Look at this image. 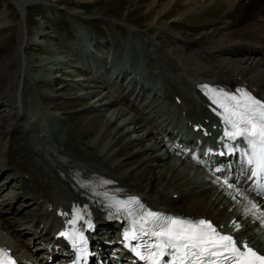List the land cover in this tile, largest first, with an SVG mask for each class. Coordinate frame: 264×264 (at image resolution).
Here are the masks:
<instances>
[{"label":"bare ground","instance_id":"6f19581e","mask_svg":"<svg viewBox=\"0 0 264 264\" xmlns=\"http://www.w3.org/2000/svg\"><path fill=\"white\" fill-rule=\"evenodd\" d=\"M15 1L19 5L18 12L19 17H21L18 23L16 22V33L0 37V50L2 49L0 51V133L11 137L8 151L3 152L5 160H0V169L10 168V170H14L11 180L4 187H0V194L3 192L2 203H8L2 218L7 221H11L10 219L13 218L20 222L30 223L32 216L29 217L27 211L20 214H17L16 210L12 211L11 202L14 198H31L38 202L37 200L41 197L39 189L32 188L29 183L30 179L37 184L41 181L40 175L34 171V155L37 152L30 150V159L27 146L18 137V131L22 128V124L17 120V116H11L13 111L14 114H18V107L23 104H32L25 106L23 115H27L26 109L28 107H40L36 101L37 96L43 100L44 105L62 113V118H74L71 125L66 126L63 130V136H66V139L52 155V159L55 155L57 157L59 170L65 171L67 174L70 167L77 166L82 169L84 165L81 164V161H84L88 163L85 169L87 171L91 168L90 164H95L107 172L114 185L142 194L147 203L154 209H167L193 216L205 215L208 217L209 212L214 210L221 198L225 196L201 178L199 181H203L206 188L199 191L200 198L193 203L194 206H197L196 211H194L186 206L185 193L178 190L181 182L186 178V174L184 172L179 173L174 163H156L157 154L166 152L163 136L165 134L176 136L177 134H173L172 131L164 132L162 119L154 118L155 113L159 114L161 118L165 114L164 109L158 103H154L155 97L146 101L142 97L140 87L138 88L137 84L133 83V90L136 92L134 98L138 99V105L142 110L134 113L126 122H122L120 118L126 116L127 111L125 106L118 104L123 98L118 92L107 90V99L101 101L103 98L101 97L94 100L89 97L94 93L87 94L95 92L97 89H93L94 85L89 81L82 86H85L84 91L86 93H77L73 88L76 86L77 91V82L61 80L58 86H54L53 80H57L56 76L40 78L37 74H33V71L36 70L35 67L41 66V64H33L31 57L26 52L27 45H29L27 36L23 35L25 30L27 31L26 6L31 2L43 1L47 6L58 2V0ZM71 1L77 5L83 0ZM155 1L157 0H149L148 4L152 5ZM165 1L166 10H164L167 11L171 1ZM187 1V8L198 2L197 0H185V2ZM219 1H223L221 10L216 8L209 16L204 14L205 20L202 22L192 25L193 22L191 21L182 27L183 25L178 24L180 21H164L162 29L154 33L152 37L149 39L142 38L144 44L141 47H145L146 44L147 46L153 44L151 48L154 51H160L171 70L183 78L188 88L193 90L195 83L203 79L216 80L217 85L232 88L236 83H239V76L243 75L242 81L253 84L264 92V18L261 22H257L261 14L260 10L264 8V0ZM22 2L24 3L21 4ZM108 2L113 7H118L129 3L130 0H109ZM20 5H24L25 11ZM71 12L77 13V8L74 7ZM164 12L162 15L169 11ZM220 12H222V16H217ZM4 13L5 11H0V17ZM183 14L184 11L178 12V17ZM250 19L252 22L249 21ZM189 31L192 32L189 33ZM35 34L41 36L48 34V32L41 29ZM96 43L111 46V50L115 54L122 50L118 47L121 44L116 41L112 33H109L106 40H96ZM238 47L239 50H236ZM71 48L75 58H77V54L81 60L78 51L73 47ZM172 56L179 58L182 64L178 65ZM149 59L153 66L159 68L163 78L164 92L168 98V106L172 108L170 111L178 110L181 114L187 112L186 118L192 123L205 122L206 116L195 107V100L188 98L189 91L182 90L172 78L165 75L162 66L156 63V57ZM110 66L106 63H99L96 64L95 69L99 71L106 69L114 77L127 78L132 73L133 61L129 65L130 68L111 69ZM79 69L82 70L83 68ZM248 71H256L257 73L247 76ZM185 73L190 79L184 77ZM142 76L145 77L146 74L144 73ZM82 80L85 79L78 78L79 83ZM35 90L36 92H34ZM65 91H68L70 95L66 96ZM175 96L180 97L179 103L176 102ZM77 100H80L81 106L69 109L70 105ZM191 102L194 103V108L191 107ZM101 106H104L108 116L106 113L100 114ZM78 113H82V115L80 116ZM143 121L151 122L152 126L146 128ZM113 122L114 124L110 127ZM129 125H132L134 129L141 127L142 130L132 133L128 129ZM33 127L34 125L28 129ZM73 130L77 132H72ZM53 131L55 130L53 129ZM124 133L125 135H122ZM23 135L27 136V134ZM149 135L154 136V140ZM57 136L59 137L60 133ZM14 138H16V144ZM80 148L84 151H81ZM48 150L51 148L48 147ZM59 154L70 159L64 161L66 158H61ZM37 166L40 174H47L42 164H37ZM25 173H29L30 179L25 178ZM173 192H177V197H173ZM44 196L45 202L52 200V196L48 192ZM29 203L30 201L23 202L22 205ZM57 203L54 201L55 205ZM101 213V211H97L96 214V218L100 222L104 219L99 216ZM213 216L217 222H220L224 217L215 214ZM41 220L42 218L38 219V221ZM51 228L52 224L50 223L42 226L39 231L42 232V235L50 232ZM258 234L246 233L248 239L254 243H259L256 238ZM44 238L48 239L49 237Z\"/></svg>","mask_w":264,"mask_h":264},{"label":"snow or ice","instance_id":"6c2138e0","mask_svg":"<svg viewBox=\"0 0 264 264\" xmlns=\"http://www.w3.org/2000/svg\"><path fill=\"white\" fill-rule=\"evenodd\" d=\"M207 87V86H205ZM211 102L217 106L216 114L224 126L221 139L240 140L247 146L242 151V160L249 167L252 177L264 180V101L247 91L238 90V95L208 89ZM229 151L240 149L227 144ZM103 183H111L103 181ZM224 184L233 189L227 180ZM237 195H243L235 189ZM108 207L116 213H124L130 220L124 239L136 257L145 264H264V254L258 253L246 242L238 245L230 234L220 232L212 222L205 219L192 220L164 215L139 206L136 198L117 199L104 193ZM259 211L255 204L246 209V214ZM75 219H83L75 210ZM91 227V221H86ZM235 224V222H233ZM237 230L239 225L235 224ZM62 236L83 242L82 233L64 232ZM147 238V239H146ZM132 242H136L133 244ZM168 257L169 259H165ZM0 264H15L9 254L0 249Z\"/></svg>","mask_w":264,"mask_h":264},{"label":"rangeland","instance_id":"374dc122","mask_svg":"<svg viewBox=\"0 0 264 264\" xmlns=\"http://www.w3.org/2000/svg\"><path fill=\"white\" fill-rule=\"evenodd\" d=\"M108 1L109 0H83L80 3V6H77L78 8L82 9L83 12H85L88 15L95 13L96 15H94L92 17H98V16L102 17V18H98V26L101 30H105L106 33L109 32V30H110L109 20H112L110 16H114L115 18L120 19L119 20L120 22H122L121 18H127V20L123 21V22H127V23L132 22V24L134 23V24H137L139 26L145 27V29L142 27L139 28L140 30H142V32H146V29H149L150 31L154 32L156 29L162 27V23L164 21L171 19L176 14V12L178 10L183 9L181 7L173 13V10H175V9L170 3L167 11L172 10V12H170L172 14L168 13L164 16H161L162 13L166 10L165 9V5H166L165 0H159V1L157 0L152 5L148 4L149 0H130L129 3H125V5H121L118 7H113L112 5L109 4ZM169 1H172V0H169ZM179 1H180V3H183L182 0H179ZM197 1L200 3H203V1L204 2L205 1L211 2L210 0H200V1L197 0ZM58 2L61 3V5H67L69 7L74 6L72 4L71 0H58ZM3 3H6L5 5H7V8L9 10V14H8L7 20H2V22H0V23H8L7 28H6L7 30L5 29V30L0 31V36L11 34L15 29V23L18 19V12H16V10L12 7L9 0H0V9H1L0 11H5V13H6V6H3ZM217 3H218V1L214 2L215 6L217 5ZM179 6H181V4ZM44 7L45 6L36 5V4L28 6V29L30 32L35 30L34 33H36L38 30H41L39 28V25L44 24V25H46V27L48 29H50L52 31V33H55L57 31V32H60L64 35H67V28H72V26L74 27L72 21H75L76 24L79 23V21L77 19L80 17V15H78V14H77L78 16L70 15L69 12H67L63 8H54L51 5L49 7H45V8ZM186 8H187V5H186ZM194 8L198 11H200L202 9H211L210 6H207L204 4L200 5L199 7L194 6ZM262 9H264V8H262ZM167 11H165V12H167ZM210 14L211 13L209 12L205 15L209 16ZM198 16L200 17V15H198ZM199 17H196V15L194 13H186V16L183 18L182 21L189 19L190 21L197 23V22H202L205 20V17H204V20H201V18H199ZM88 18L89 17H87L85 19H88ZM20 19H21V17H19L18 21ZM6 21H9V22H6ZM18 21H17V23H18ZM171 21H168V22H171ZM17 23H16V25H17ZM119 26L123 30H125V32H126V29L128 27L125 24H120ZM180 26H182V25H180ZM184 26H182V27H184ZM0 28H2V27H0ZM160 29H162V28H160ZM160 29H158V30H160ZM191 29H193V28H191ZM158 30H156L155 33ZM10 31H12V32H10ZM114 32H116L115 29H114ZM15 33L16 32H13L12 34H15ZM70 35L73 36L72 31H70ZM74 37L77 39L76 42H79L80 37L79 36H74ZM46 38H47V36H38L37 34L35 36L31 37L30 39L33 40V43L30 46L29 52L31 54H33L34 56H37V58L42 57V56H48L49 53L45 51L44 46L41 44H38L36 42L37 40L45 41L44 39H46ZM55 38L58 39L59 43L63 42V37L61 35L56 34ZM68 39H72V38L68 37ZM53 40L54 39L52 38L51 41H53ZM116 41L121 44L118 47L122 49V47L124 45V41L117 40V39H116ZM39 43H41V42H39ZM58 46H59L58 47L59 52H62L65 50L64 45L58 44ZM35 47H39V49L33 50V49H35ZM53 50L56 52L57 56L61 55L60 53H57V49H56L55 45L53 46ZM63 55L65 56V61L62 63L70 64L74 59H76L75 60L76 62H81V60H79L80 56L77 54H76L77 58H75L73 56L70 57L71 54L69 52H65V53H63ZM72 55L75 56V54H73V53H72ZM40 62L42 63L44 61H40ZM40 62H37V63H40ZM55 63H56V61H55ZM65 64H63V65H65ZM44 66L46 67V65H44ZM110 68H111V66H110ZM42 73H43L42 71H39L37 69L35 71H33V74H37L38 76H40V78L44 77V75L42 76ZM44 78H48V76H45ZM84 81H86V80H82V82L79 83L78 79H76V80L74 79L73 82H77V84H78L77 85V91H76V86L73 87V88H75V92L86 93L84 91V89L79 90V88L85 87V86L82 87L85 84ZM65 93H67L66 96L70 95V94H68V91H65ZM91 96H89V97H91ZM104 96H108L107 91L101 97H104ZM101 97H98V98H101ZM96 99H94V100H96ZM190 105L192 108H194V103L191 102ZM69 109H75V108H69ZM7 151H8V148L6 150H4L3 152L6 153Z\"/></svg>","mask_w":264,"mask_h":264}]
</instances>
